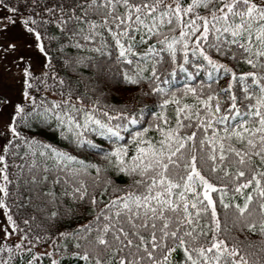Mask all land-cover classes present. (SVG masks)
<instances>
[{
	"label": "snow or ice",
	"instance_id": "1",
	"mask_svg": "<svg viewBox=\"0 0 264 264\" xmlns=\"http://www.w3.org/2000/svg\"><path fill=\"white\" fill-rule=\"evenodd\" d=\"M0 264H264V0H0Z\"/></svg>",
	"mask_w": 264,
	"mask_h": 264
}]
</instances>
